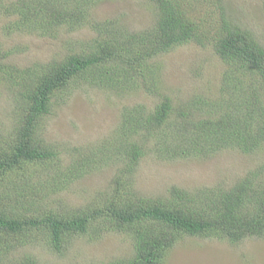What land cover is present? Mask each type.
I'll return each instance as SVG.
<instances>
[{
  "label": "trees",
  "instance_id": "16d2710c",
  "mask_svg": "<svg viewBox=\"0 0 264 264\" xmlns=\"http://www.w3.org/2000/svg\"><path fill=\"white\" fill-rule=\"evenodd\" d=\"M80 1L0 0V19L8 20L2 31L32 29L42 36L64 28L72 31L86 18ZM148 1L154 14L152 26L131 31L119 16L104 20L94 25L95 35L86 47L69 49L61 58L47 62L26 67L7 63L4 58L10 50H2L0 40V97L9 94L12 104V122L5 134L1 133L5 123H0L3 264H40L37 255H13L25 243L34 244L40 238L57 255H64L76 236L96 240L106 232L122 233L129 236L131 255L103 264H158L183 237L236 243L264 236V165L230 186L186 190L173 185L167 195L155 197L133 191V174L147 141H156L154 148L182 157H208L227 148L252 153L264 147V45L253 31L230 17L226 0H212L219 5V17L208 25L193 17L189 0ZM190 42L212 46L228 67L220 98L228 94V107L221 112H208L211 101L206 97H172L159 87L158 79H149L146 73L143 58ZM108 69L124 76L125 85L154 89L159 98L152 107L138 103L122 111L115 153L123 157V166L128 165L120 171L130 177L123 178L119 171L109 190L85 207L65 212L39 209L47 193L61 187L57 180L80 179L104 159L89 152L60 170L59 151L38 135L40 121L51 113L54 98L60 93L64 96L72 80L98 84ZM52 170L57 174H51Z\"/></svg>",
  "mask_w": 264,
  "mask_h": 264
},
{
  "label": "rangeland",
  "instance_id": "374dc122",
  "mask_svg": "<svg viewBox=\"0 0 264 264\" xmlns=\"http://www.w3.org/2000/svg\"><path fill=\"white\" fill-rule=\"evenodd\" d=\"M189 2L193 17L204 25L218 19L219 5L212 0ZM79 4L86 12L83 23L72 31L64 28L61 33L49 36L39 35L36 30L32 33V29L4 33L2 25L8 20L0 19L1 49L10 50V56L4 61L26 67L34 62L61 58L69 49L79 51L94 37V25L107 19H119L118 16L120 23L131 31L153 25L154 14L148 0H81ZM226 6L230 17L251 29L264 45V0H226ZM142 62L149 79H158L162 85L159 87L172 97H206L211 101L207 111L213 113L228 107V94L220 99L228 67L212 46L190 42L158 56L143 58ZM123 81L124 76L108 69L102 74L100 83L89 84L77 78L70 82L64 96L60 93L54 98L51 113L40 121L38 135L59 151L60 170L65 171L73 159H81L89 152L104 159L80 179L57 180L61 187L49 191L47 198L38 205L39 209L52 207L65 212L70 207H85L102 197L113 185L120 169L128 167L123 166L126 165L123 157L115 153L114 137L122 131V126L117 130L122 111L138 103L152 107L159 98L154 89L144 91L133 84L125 85ZM10 101L7 93L0 97V123H5L2 134L12 122ZM155 143L146 142L145 155L133 174V191L138 196H164L173 185L186 190L230 186L249 171L264 165V147L252 153L227 148L208 157L194 154L182 157L154 148ZM51 174L57 171L52 170ZM118 175L129 176L126 171ZM128 238V235L111 231L96 240L76 236L64 255H57L40 238L34 244L25 243L13 255L18 258L33 254L38 256L40 264H103L131 255ZM0 257V264H3ZM158 264H264V236H250L236 243L218 238L183 237Z\"/></svg>",
  "mask_w": 264,
  "mask_h": 264
}]
</instances>
